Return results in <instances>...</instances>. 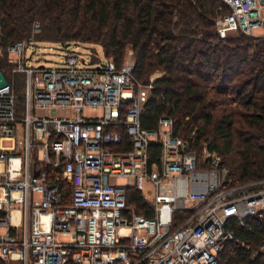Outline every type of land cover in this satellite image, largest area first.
Instances as JSON below:
<instances>
[{
  "label": "built area",
  "instance_id": "1",
  "mask_svg": "<svg viewBox=\"0 0 264 264\" xmlns=\"http://www.w3.org/2000/svg\"><path fill=\"white\" fill-rule=\"evenodd\" d=\"M220 1L229 10L215 21L220 40L242 34L264 41V0ZM32 44L6 47L12 72L25 77L21 113L12 86L0 84V258L224 264L232 223L264 221V179L230 185L210 143L195 144V131L175 134L170 116L143 128L154 79L139 81L133 63L105 58L79 66L67 52L65 66L34 67L26 65ZM130 188L150 203L151 217L129 203ZM258 251L264 254V241Z\"/></svg>",
  "mask_w": 264,
  "mask_h": 264
},
{
  "label": "trees",
  "instance_id": "2",
  "mask_svg": "<svg viewBox=\"0 0 264 264\" xmlns=\"http://www.w3.org/2000/svg\"><path fill=\"white\" fill-rule=\"evenodd\" d=\"M228 11L220 0H0V46L6 52L17 41L55 42L62 33L101 45L105 58L118 66L130 47L139 81L148 83L156 71L162 74L143 106V128H157L158 119L167 115L175 134L190 137L195 131L192 140L210 143L235 185L264 179V41L242 34L220 40L215 21ZM37 20L41 30L33 41ZM10 66L5 53L0 69ZM8 72L5 81L14 93L16 84L21 113L25 77ZM129 190L136 212L151 217L150 203ZM231 229L234 239L227 242L221 262L264 264L258 251L264 221L249 218L245 227L235 222ZM0 264L6 263L0 258Z\"/></svg>",
  "mask_w": 264,
  "mask_h": 264
},
{
  "label": "rangeland",
  "instance_id": "3",
  "mask_svg": "<svg viewBox=\"0 0 264 264\" xmlns=\"http://www.w3.org/2000/svg\"><path fill=\"white\" fill-rule=\"evenodd\" d=\"M35 25H38V27L35 28ZM35 25H34L33 34H32L33 36L30 37V39L33 41L39 40L37 36L34 37V35H36V33L38 34L39 31L41 30L39 21ZM67 52H73L74 55L79 57V64H78L79 66L84 65L81 60L86 61L85 63L89 65L93 64L97 60H101V61L105 60L104 49L101 45L85 43L80 39L77 41H73L71 40L70 37H67V38L62 37V33H61V36L58 41H55V42L44 41V42H38V43H34L30 45L26 51V58H27L26 65L34 66V67H38L39 65H45L46 67H51V68L62 67L66 65L65 57L67 55ZM5 53L6 52L0 46V57H4ZM126 62L134 64V55L130 47H128L126 51V55L123 60V63H126ZM6 68L7 67L0 69V84H6L5 77L7 79L9 78L8 71H10V74H13L12 68L11 70L10 69L8 70ZM160 74H161L160 72L156 71L155 73L150 75V79H156L157 77L161 76ZM9 80L11 83L12 79H9ZM25 83L26 82L24 81V78L22 77V86L20 88V93L22 92L23 97H24ZM16 92L17 91H16V84H15V93ZM23 107H24V102H23ZM23 107H22V110H23ZM84 114L85 115H99L100 112L85 110ZM121 181L122 180H120V182ZM148 196L151 197V195H148Z\"/></svg>",
  "mask_w": 264,
  "mask_h": 264
},
{
  "label": "crops",
  "instance_id": "4",
  "mask_svg": "<svg viewBox=\"0 0 264 264\" xmlns=\"http://www.w3.org/2000/svg\"><path fill=\"white\" fill-rule=\"evenodd\" d=\"M160 75H162V74H160Z\"/></svg>",
  "mask_w": 264,
  "mask_h": 264
}]
</instances>
